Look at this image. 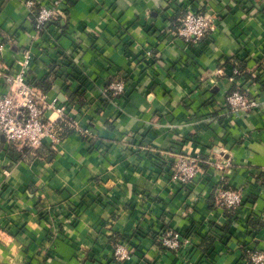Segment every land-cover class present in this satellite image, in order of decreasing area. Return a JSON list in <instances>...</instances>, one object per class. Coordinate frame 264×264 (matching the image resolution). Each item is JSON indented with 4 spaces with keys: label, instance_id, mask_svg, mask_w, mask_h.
I'll use <instances>...</instances> for the list:
<instances>
[{
    "label": "crops",
    "instance_id": "obj_1",
    "mask_svg": "<svg viewBox=\"0 0 264 264\" xmlns=\"http://www.w3.org/2000/svg\"><path fill=\"white\" fill-rule=\"evenodd\" d=\"M26 1L0 0V70L30 48L28 77L95 139L72 130L30 151L0 133V264H120L118 241L121 264H249L246 248L264 251V0H63L34 42ZM197 10L214 30L193 46L174 25ZM118 75L125 91L104 97ZM232 88L256 107L230 112ZM177 152L229 165L181 187ZM222 176L243 193L234 213L215 203ZM165 228L190 239L184 253L156 243Z\"/></svg>",
    "mask_w": 264,
    "mask_h": 264
},
{
    "label": "built area",
    "instance_id": "obj_2",
    "mask_svg": "<svg viewBox=\"0 0 264 264\" xmlns=\"http://www.w3.org/2000/svg\"><path fill=\"white\" fill-rule=\"evenodd\" d=\"M62 2L63 0H51L48 5L38 0L25 2L32 20L31 41H37L42 37L49 23L63 16ZM178 23V27L174 30L176 36L193 46L198 45L214 30V18L201 10L182 11ZM151 53L152 51H147V56ZM31 60L32 53L30 48H27L22 51L16 72L6 73L0 70V77L7 85V92L0 94V133L5 142L15 148H27L30 151H36L46 141L56 144L62 139L59 121H65L67 126L79 135L94 140L95 136L88 129L80 128L78 122L66 113V107L58 105L55 98L48 100L46 94L37 85V81L28 77L27 71L31 66ZM233 74H238V70L235 69ZM233 80L234 78L231 77L230 81ZM125 87L124 75H118L101 92L104 97H117L125 91ZM224 101L232 113H248L256 107V103L239 89L226 92ZM48 111L56 112L57 120L47 115ZM202 165L223 170L229 164L225 160L202 158L199 153L177 152L171 161L170 180L181 187H188L199 174ZM216 191L215 203L225 211L234 213L243 204V193L233 189L225 181L224 176L221 177V183ZM155 241L158 245L176 253H184L185 247L190 243V239L170 228L158 231ZM244 255L249 264H264L263 250L246 248ZM113 258L120 264L128 261L129 247L121 241L116 242L113 247Z\"/></svg>",
    "mask_w": 264,
    "mask_h": 264
},
{
    "label": "trees",
    "instance_id": "obj_3",
    "mask_svg": "<svg viewBox=\"0 0 264 264\" xmlns=\"http://www.w3.org/2000/svg\"><path fill=\"white\" fill-rule=\"evenodd\" d=\"M179 23L176 22L175 25H174V30H176V28L178 27ZM68 63V66H70L71 64L69 62ZM37 85L40 87V85L37 83ZM41 88V87H40ZM235 88H232L230 91L234 90ZM43 91V90H42ZM58 125L59 127L61 128V136L64 137L66 134L72 132V129H70L66 122L65 121H59L58 122Z\"/></svg>",
    "mask_w": 264,
    "mask_h": 264
},
{
    "label": "water",
    "instance_id": "obj_4",
    "mask_svg": "<svg viewBox=\"0 0 264 264\" xmlns=\"http://www.w3.org/2000/svg\"><path fill=\"white\" fill-rule=\"evenodd\" d=\"M220 155H224V153L220 151ZM226 157H227V155L226 156L224 155L225 159H226Z\"/></svg>",
    "mask_w": 264,
    "mask_h": 264
}]
</instances>
